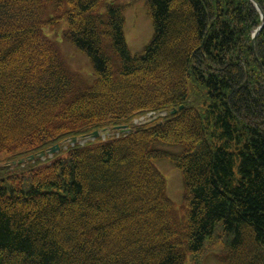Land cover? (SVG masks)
Here are the masks:
<instances>
[{"label":"trees","instance_id":"trees-1","mask_svg":"<svg viewBox=\"0 0 264 264\" xmlns=\"http://www.w3.org/2000/svg\"><path fill=\"white\" fill-rule=\"evenodd\" d=\"M254 1L264 14V0ZM147 10L152 38L131 54L120 4L0 0V162L129 128L0 167V264L86 263L93 252L106 255L100 264H186L187 253L198 264L207 240L220 242L223 264H264V20L253 49L261 18L251 0H148ZM62 17L65 38L89 58L91 83L66 68L42 31ZM174 108L161 121L133 123ZM161 158L182 173V220L154 164ZM152 191L155 231L154 211L143 206ZM123 201L134 209L110 218ZM61 225L69 250L53 239ZM119 235L137 250L116 260Z\"/></svg>","mask_w":264,"mask_h":264},{"label":"rangeland","instance_id":"rangeland-1","mask_svg":"<svg viewBox=\"0 0 264 264\" xmlns=\"http://www.w3.org/2000/svg\"><path fill=\"white\" fill-rule=\"evenodd\" d=\"M123 6V17H124V37L126 44L132 54H141L144 51L145 46L148 44L153 35V27L151 19L147 13V1L148 0H111ZM177 14H180L178 9L173 10L171 15L176 17ZM66 25L65 19L62 21ZM63 25V24H62ZM60 25L56 29L48 28L47 26L43 27V32L54 39L60 47L63 58H65L68 67L73 72L78 73L83 77L86 83H91L96 74L92 69V66L89 62L88 57L80 50H78L70 41L66 40L61 36V27ZM66 28V26H65ZM178 34H181V26L177 28ZM169 46V45H168ZM176 55H174V60ZM20 60V58H17ZM148 119V115L140 116L136 121H145ZM154 164L157 169L161 172L165 179V194L167 198L171 201L173 206V211L176 214L178 219H182L184 215V186L181 171L173 165L168 159H158L154 160ZM85 171L91 172V169L86 167ZM135 170L134 175H139ZM96 188L100 187L99 183H95ZM98 190V189H96ZM151 202L143 203L145 208L152 209L153 216L155 221L152 223L153 229L152 231L157 230L158 221L161 219L158 216L157 212V198L155 197L154 191L151 192ZM130 202H118L113 207L108 216L110 218H115L123 215L134 209V207L129 206ZM96 224V223H94ZM64 225H61L57 230L54 231V241L56 244H61V249L69 250L67 235H65ZM164 242V241H163ZM161 242V244L163 243ZM131 243L129 238H123L120 235L117 237V240L113 242V245L118 248V251H121V254L116 258V260L124 259L126 255L131 253L132 251H136L137 249H126L127 244ZM154 244V243H153ZM152 244H147L145 248L151 246ZM218 245L214 246L211 250L206 251L204 255H202L201 261L203 264H221V261L216 258L218 254L216 252V248ZM246 249V248H244ZM142 250V249H141ZM93 260L89 262H84L83 260L76 264H100L104 261L106 255L101 253L94 254L93 252ZM188 258V255H187ZM245 259H243L244 261ZM115 262V260H111L110 262ZM188 261V259H187ZM141 264V263H138ZM190 264V262H189Z\"/></svg>","mask_w":264,"mask_h":264},{"label":"water","instance_id":"water-1","mask_svg":"<svg viewBox=\"0 0 264 264\" xmlns=\"http://www.w3.org/2000/svg\"><path fill=\"white\" fill-rule=\"evenodd\" d=\"M93 135H94V136H97L98 133H97V132H94ZM57 149H58V146L55 145L54 147H52V148L48 151V153H53V152L56 151ZM40 155H44V153L42 152Z\"/></svg>","mask_w":264,"mask_h":264}]
</instances>
